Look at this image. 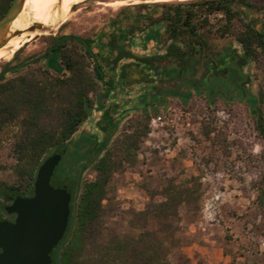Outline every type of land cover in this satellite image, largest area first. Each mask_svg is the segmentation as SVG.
I'll use <instances>...</instances> for the list:
<instances>
[{
  "label": "trees",
  "instance_id": "16d2710c",
  "mask_svg": "<svg viewBox=\"0 0 264 264\" xmlns=\"http://www.w3.org/2000/svg\"><path fill=\"white\" fill-rule=\"evenodd\" d=\"M11 1L0 0V18ZM160 6L162 14L149 21H166L170 43L163 56L152 59L168 63L165 71L169 78L199 88L190 75L199 65L209 68L215 60L207 55L209 47L201 33L211 16L220 17V37H231L244 59L264 72V30L245 13H264V0H187ZM44 39L42 51L20 57L22 46L13 58L0 62V143L9 142L13 159V180L0 183L3 196L7 200L31 196L41 163L60 153L51 183L66 185L71 201L66 231L52 251V264H172L168 255L179 243V209L198 207L201 190L197 177L180 183L169 181L161 190L163 200L151 195L142 210L131 211L130 232L108 231L101 220L113 176L124 164L136 162L152 115L135 117L94 162V178L81 180L88 152L82 145L84 139L74 136L94 109L105 106V86L112 83L104 63L112 65L130 57L126 51L129 40L111 34L109 41L102 43L106 52L101 53L94 50L95 40L88 35L57 33ZM263 101L260 91L250 107L255 128L264 140ZM214 131L211 124L204 125L206 138ZM259 203L264 205V189ZM7 216L0 199V220Z\"/></svg>",
  "mask_w": 264,
  "mask_h": 264
},
{
  "label": "rangeland",
  "instance_id": "374dc122",
  "mask_svg": "<svg viewBox=\"0 0 264 264\" xmlns=\"http://www.w3.org/2000/svg\"><path fill=\"white\" fill-rule=\"evenodd\" d=\"M179 1L187 0H84L73 6L63 23L41 31L22 45L20 57L42 51L44 36L57 33L91 36L94 50L106 52L102 43L106 44L111 34L120 35L127 42L129 35L150 25L149 16L161 14L158 4ZM111 2L121 4L112 6L108 4ZM245 13L264 30V13ZM219 20V16L209 17L201 30L209 47L207 55L215 57L216 63L221 54L232 55L240 48L231 37H220ZM163 34L165 44L167 32ZM110 68L111 64L105 62L104 69L108 72ZM155 68L157 75L159 69ZM245 70L249 79L244 88L226 81L222 87L224 95L218 93V88L211 91L206 87V65H199L197 72L190 75L198 89L161 73V79L147 91L150 104L146 114L152 116L136 162L124 164L114 174L109 200L104 201L101 220L108 231L130 232L131 211L142 210L151 195L154 200H163L161 190L169 181L180 183L197 177L201 190L198 207L179 209V243L168 255L171 263L264 264V205L259 203L264 189V140L255 128L250 107L254 96L264 93V72L251 62H246ZM154 95L159 96L154 100ZM139 115L134 113L119 134ZM157 116H161L162 123L152 127L151 119ZM205 124L215 128L209 138L203 134ZM82 128L83 124L78 132ZM12 163L10 144L5 140L0 143V183L13 180ZM94 176L93 166L81 172V180ZM0 199L2 205L10 204L1 187Z\"/></svg>",
  "mask_w": 264,
  "mask_h": 264
},
{
  "label": "flooded vegetation",
  "instance_id": "af4514ba",
  "mask_svg": "<svg viewBox=\"0 0 264 264\" xmlns=\"http://www.w3.org/2000/svg\"><path fill=\"white\" fill-rule=\"evenodd\" d=\"M160 7L163 12L164 8ZM160 15L149 16L147 18L150 24L148 27L129 35L126 51L131 56L118 60L107 72L112 84L105 86L108 96L105 106L101 109H94L83 123L82 130L77 131L74 136V139L79 137L84 139L82 145L88 152L89 161L84 166V170L93 166L94 162L101 157L134 113H147L146 110L150 104L147 91L155 86L163 74H166L165 61L160 58L152 59L156 56H163L170 43L167 33L166 43L163 44L165 37L163 33L167 32L166 21L159 20L155 23L149 21L150 18ZM151 30L155 33L152 34ZM220 56V60L210 65L208 74L203 77L206 87H209L211 91L218 88V93L221 95H224L222 87L226 81H232L244 88L246 80L249 79L245 70L248 61L242 56L240 48L238 53L229 55L227 52ZM153 68L159 69L157 75ZM157 96L159 95H154L153 99L155 100ZM14 218L15 214H8L6 219L13 221Z\"/></svg>",
  "mask_w": 264,
  "mask_h": 264
},
{
  "label": "water",
  "instance_id": "95a60500",
  "mask_svg": "<svg viewBox=\"0 0 264 264\" xmlns=\"http://www.w3.org/2000/svg\"><path fill=\"white\" fill-rule=\"evenodd\" d=\"M24 3L25 0H12L0 18V47L22 31L33 32L35 36L65 21L51 26L32 21ZM19 15L27 18L25 27H13ZM60 159V153L45 158L36 172L33 194L15 196L4 207L8 214H15V218L13 221L0 220V264H52V251L66 231L71 201L66 185L51 183Z\"/></svg>",
  "mask_w": 264,
  "mask_h": 264
},
{
  "label": "bare ground",
  "instance_id": "6f19581e",
  "mask_svg": "<svg viewBox=\"0 0 264 264\" xmlns=\"http://www.w3.org/2000/svg\"><path fill=\"white\" fill-rule=\"evenodd\" d=\"M83 1L84 0H25L24 9L27 10L30 20L51 26L66 20L72 13L73 6ZM121 2L123 3L125 1ZM121 2H111L108 4L113 6L116 4H121ZM19 16H21L19 19V27H25L28 24L27 18L23 17L22 15ZM17 18L13 22V27H17ZM34 34L35 33L33 32L22 31L19 35L12 37L2 47H0V61L11 58L16 50L18 52V49L22 45L32 39Z\"/></svg>",
  "mask_w": 264,
  "mask_h": 264
},
{
  "label": "built area",
  "instance_id": "2783aa9c",
  "mask_svg": "<svg viewBox=\"0 0 264 264\" xmlns=\"http://www.w3.org/2000/svg\"><path fill=\"white\" fill-rule=\"evenodd\" d=\"M158 123H162L161 116H157V117L151 119V126L152 127L156 126Z\"/></svg>",
  "mask_w": 264,
  "mask_h": 264
}]
</instances>
